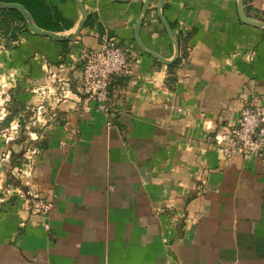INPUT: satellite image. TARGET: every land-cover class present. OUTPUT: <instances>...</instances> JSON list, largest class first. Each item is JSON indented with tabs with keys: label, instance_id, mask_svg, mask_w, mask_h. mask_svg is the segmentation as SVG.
<instances>
[{
	"label": "crops",
	"instance_id": "0c3cea01",
	"mask_svg": "<svg viewBox=\"0 0 264 264\" xmlns=\"http://www.w3.org/2000/svg\"><path fill=\"white\" fill-rule=\"evenodd\" d=\"M45 1L68 25L51 32L83 23L72 40L0 10V264H264V156L227 160L218 141L245 104L264 106V28L238 0H164L172 36L160 0L146 14L145 0ZM244 12L264 22V0ZM107 38L134 63L111 111L86 112L83 53ZM29 191L53 201L47 217Z\"/></svg>",
	"mask_w": 264,
	"mask_h": 264
},
{
	"label": "built area",
	"instance_id": "2783aa9c",
	"mask_svg": "<svg viewBox=\"0 0 264 264\" xmlns=\"http://www.w3.org/2000/svg\"><path fill=\"white\" fill-rule=\"evenodd\" d=\"M1 47L3 45L0 43ZM83 61L76 93L82 102V110L89 112V101L93 100L100 109L110 112L113 107L110 86L115 77L131 72L134 58L130 50L115 39L107 38L100 50L84 51ZM49 80L55 84L56 75L51 74ZM53 111L52 106L41 103L34 125L47 126L50 122L47 115L54 116ZM4 116L5 114H1L0 119ZM218 141L227 160L233 159L236 155L244 158L252 155L264 156V106L260 102L245 104L240 110L236 124ZM36 152L35 149L27 150L26 157L30 164ZM27 195L34 215L47 217L50 214L53 207L51 199L34 191H29ZM46 227L48 228V224Z\"/></svg>",
	"mask_w": 264,
	"mask_h": 264
},
{
	"label": "trees",
	"instance_id": "16d2710c",
	"mask_svg": "<svg viewBox=\"0 0 264 264\" xmlns=\"http://www.w3.org/2000/svg\"><path fill=\"white\" fill-rule=\"evenodd\" d=\"M1 2H11L22 4L32 15L34 22L40 28L49 31H62L68 28L65 18L57 11V9L51 7L45 0H0ZM246 3L247 0H244ZM0 10L7 11L9 14L16 15L23 18L24 15L14 8L0 7Z\"/></svg>",
	"mask_w": 264,
	"mask_h": 264
},
{
	"label": "water",
	"instance_id": "95a60500",
	"mask_svg": "<svg viewBox=\"0 0 264 264\" xmlns=\"http://www.w3.org/2000/svg\"><path fill=\"white\" fill-rule=\"evenodd\" d=\"M121 1H126V0H121ZM163 1L164 0H160V2L158 4V9L160 10V17L163 19V21H164V23H165V25L167 27V30H168L169 34L172 36V32H171V29L169 27L168 22L165 20V18L161 14V7H162V4H163ZM148 4H149V0H145L144 14L147 13ZM0 6L1 7L18 9L27 18V20H28V22L30 24L31 29L35 33L49 36V37H51V38H53L54 40H57V41L72 40L75 37V35L79 32V30L81 29V27L83 26V23H81L80 26H79V28H78V30L76 31V34H73L71 36H66V35H63V34H57V33H54V32L48 31V30H44V29L40 28L38 25H36L35 22H34V20H33L32 15L30 14V12L22 4H19V3H11V2H1L0 1ZM238 12H239V16H240V18H241V20L243 22L249 23V24H252V25L261 27V28H264V22L251 19V18H249L245 14V12H244V1L243 0H238ZM140 22H142V20ZM142 48L145 50V48L143 46H142ZM147 52H149L150 54L154 55L155 57H158L153 52H150V51H147Z\"/></svg>",
	"mask_w": 264,
	"mask_h": 264
},
{
	"label": "rangeland",
	"instance_id": "374dc122",
	"mask_svg": "<svg viewBox=\"0 0 264 264\" xmlns=\"http://www.w3.org/2000/svg\"><path fill=\"white\" fill-rule=\"evenodd\" d=\"M0 43L4 46L7 45L8 39L5 37V34H2V30L0 29Z\"/></svg>",
	"mask_w": 264,
	"mask_h": 264
},
{
	"label": "clouds",
	"instance_id": "9594fccd",
	"mask_svg": "<svg viewBox=\"0 0 264 264\" xmlns=\"http://www.w3.org/2000/svg\"><path fill=\"white\" fill-rule=\"evenodd\" d=\"M0 103H2V101H0ZM0 118H2V117H0Z\"/></svg>",
	"mask_w": 264,
	"mask_h": 264
}]
</instances>
